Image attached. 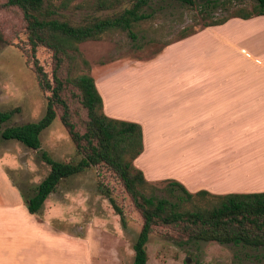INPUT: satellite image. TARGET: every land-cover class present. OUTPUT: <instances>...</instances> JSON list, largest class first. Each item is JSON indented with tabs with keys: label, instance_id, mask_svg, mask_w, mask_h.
Returning <instances> with one entry per match:
<instances>
[{
	"label": "rangeland",
	"instance_id": "rangeland-1",
	"mask_svg": "<svg viewBox=\"0 0 264 264\" xmlns=\"http://www.w3.org/2000/svg\"><path fill=\"white\" fill-rule=\"evenodd\" d=\"M52 1L57 5L61 0ZM94 2L68 0L67 8L60 9V12L70 21L78 22L86 16L109 14L129 3L120 0L112 9L97 11L93 7ZM251 3V0H245L234 5L249 8ZM143 11L147 17L137 26L134 39L125 32H113L99 40L80 42V58H75L70 71L73 74L89 72L94 75L92 77L98 82L97 88L102 92L106 105L119 115L124 114L123 118L138 114L140 103L133 97H203L209 93L211 86L216 91L218 89V95H223L226 92L223 83L226 70L228 74L240 71L244 80L264 77L261 72L255 75L252 61L237 50L242 46L250 56L263 60L258 52L261 48L263 53H259L264 57V37L256 36L257 29L250 22L231 18L221 25L204 29L195 24L194 9L173 0H152ZM211 15L220 17L223 12L216 8ZM189 28L199 31L192 33L195 36L186 41L175 40L182 29ZM23 39V25L17 10L0 7V109L18 108L10 119L0 123V129L35 121L44 112L48 93L38 89L34 75L25 62L21 51ZM224 40L229 46H234L226 49ZM169 41H172L168 43L171 47L162 59L153 61L160 63V67L149 64L152 61L147 58ZM35 54L43 69L49 73L52 63L50 50L40 46ZM81 58L87 61L89 69L81 63ZM209 58H212L211 65ZM236 78L239 77L229 76L230 80ZM71 106L72 109L77 107L74 100ZM58 115L59 110L56 109L54 120L40 132L37 150L26 148L16 140L0 138V174L8 179L23 205L24 199L33 194L35 185L48 172V166L40 159L41 151L62 162H74L79 157ZM80 115L83 117V112L80 111ZM73 119L78 125L74 114ZM173 135L172 129L168 128L162 133L165 138ZM139 162H134L136 168L140 169L139 165L143 163L147 170L160 176L156 180H147L156 188L154 194L176 201V197L181 195L179 191H174L172 196L163 191L165 183L160 181L174 179L164 177V173L160 172V161L145 158V161ZM256 175L264 173H254ZM245 180L249 182L251 179ZM255 180L264 182V178ZM98 187L107 189L121 209L123 226L106 197L98 192ZM34 214L38 221L50 223L55 231L68 237L67 255L66 243L56 244L51 252L47 249L48 264L131 263V244L141 219L119 181L105 166H90L60 180ZM45 228L48 227L42 226V229ZM36 229L39 233L41 227L38 225ZM185 239L168 228L154 227L145 244L146 264H264L263 248Z\"/></svg>",
	"mask_w": 264,
	"mask_h": 264
},
{
	"label": "trees",
	"instance_id": "trees-1",
	"mask_svg": "<svg viewBox=\"0 0 264 264\" xmlns=\"http://www.w3.org/2000/svg\"><path fill=\"white\" fill-rule=\"evenodd\" d=\"M127 6L102 16H86L78 22L70 21L60 9L67 8L68 0L57 5L52 0H2L0 7L17 10L23 25L24 39L21 51L31 69L37 87L47 92L42 116L35 121L10 125L0 129V138L16 140L24 147L37 150L39 134L48 127L59 110V121L65 128L79 155L74 162L54 160L45 151L40 159L48 166L47 174L35 185L33 194L24 199L30 214L39 211L46 196L60 180L82 172L90 166L103 165L112 172L138 212L141 224L131 244L130 264H146L145 244L154 227L161 226L184 236L185 241H205L219 244H241L264 249V191L212 194L205 190L188 192L179 182L163 180V191L176 201L154 194L152 182L144 179L133 164L142 148L138 123L111 118L102 111L101 98L89 72L71 73L76 57L80 58L78 44L99 40L113 32H125L134 39L139 23L147 17L144 7L152 0H127ZM195 10L193 20L201 27L220 25L229 18L247 19L264 15V0H251L249 8L235 6L245 0H173ZM120 0H95V10L112 9ZM223 12L211 15L213 9ZM199 22H196V21ZM196 30L182 29L184 38ZM174 41V40H172ZM166 42L164 45L172 42ZM51 52V69L45 71L36 57L37 47ZM88 68V63L81 58ZM77 107L72 109L71 101ZM77 108V109H76ZM17 107L0 109V123L10 119ZM83 112V117L80 115ZM74 117L78 125L74 122ZM98 192L108 200L123 226V213L107 189Z\"/></svg>",
	"mask_w": 264,
	"mask_h": 264
},
{
	"label": "crops",
	"instance_id": "crops-1",
	"mask_svg": "<svg viewBox=\"0 0 264 264\" xmlns=\"http://www.w3.org/2000/svg\"><path fill=\"white\" fill-rule=\"evenodd\" d=\"M236 19L250 22L257 29L256 36L264 37V15ZM207 27L211 26L204 29ZM193 36L195 34L180 38V41ZM224 43L226 49L234 46H229L227 40ZM170 47L171 44L162 46L147 58L152 61L149 64L160 67V63L155 62L160 61ZM237 50L252 61L255 75L258 76L259 72L264 75L261 48L258 52L263 59L261 61L250 56L242 46ZM209 59L211 65L212 58ZM241 74L240 71L228 74L226 70L223 79L226 92L223 95H218V89L216 91L211 86L203 97H133L140 103L138 114L126 115L128 118H123L124 114L119 115L106 105L102 92L97 88L98 82L92 78L100 94L103 113L140 126L142 148L133 164L137 160L145 161V158L160 161V172L164 177L178 181L187 191L225 194L264 191V182L255 180L264 178V175L254 176V173H264V77L244 80ZM229 76L239 78L230 80ZM206 80L208 82L207 77ZM166 128L172 129L173 137L162 136ZM139 168L145 180L160 177L147 170L143 163ZM245 179L251 180L246 182ZM38 225L41 227L39 233ZM42 226L48 228L42 229ZM63 241L67 255V235L55 231L46 221H38L35 214L28 213L8 179L0 174V264H48L47 249L51 252L56 244Z\"/></svg>",
	"mask_w": 264,
	"mask_h": 264
}]
</instances>
